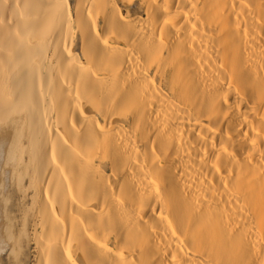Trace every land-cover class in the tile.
Returning a JSON list of instances; mask_svg holds the SVG:
<instances>
[{"label": "bare ground", "instance_id": "bare-ground-1", "mask_svg": "<svg viewBox=\"0 0 264 264\" xmlns=\"http://www.w3.org/2000/svg\"><path fill=\"white\" fill-rule=\"evenodd\" d=\"M0 220L8 264H264V0H0Z\"/></svg>", "mask_w": 264, "mask_h": 264}, {"label": "rangeland", "instance_id": "rangeland-1", "mask_svg": "<svg viewBox=\"0 0 264 264\" xmlns=\"http://www.w3.org/2000/svg\"><path fill=\"white\" fill-rule=\"evenodd\" d=\"M0 221H2V220H0ZM0 224H1V222H0ZM8 252H9V250L5 249V252L2 251L1 254H0V256L2 255V257L4 258V261L7 262V263L4 262V264H8L9 263V257H8L9 254L7 255Z\"/></svg>", "mask_w": 264, "mask_h": 264}]
</instances>
